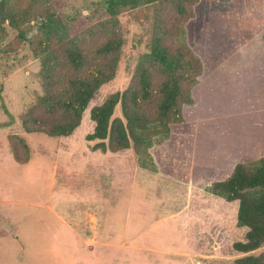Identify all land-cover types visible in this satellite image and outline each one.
<instances>
[{"label":"rangeland","instance_id":"374dc122","mask_svg":"<svg viewBox=\"0 0 264 264\" xmlns=\"http://www.w3.org/2000/svg\"><path fill=\"white\" fill-rule=\"evenodd\" d=\"M99 3L52 0L71 35L103 17ZM151 13L120 14L115 76L67 137L22 131L19 117L42 93L39 61L25 60V50L0 54V264H235L247 255L232 247L247 230L236 225L238 202L210 186L236 164L264 157V0H198L186 29L204 72L184 123L149 150L154 172L132 149L104 153L85 139L94 128L90 109L123 92L147 52ZM14 37L7 30L0 50ZM120 116L117 106L113 117ZM20 138L28 147L23 165L12 154L17 148L23 157Z\"/></svg>","mask_w":264,"mask_h":264},{"label":"trees","instance_id":"16d2710c","mask_svg":"<svg viewBox=\"0 0 264 264\" xmlns=\"http://www.w3.org/2000/svg\"><path fill=\"white\" fill-rule=\"evenodd\" d=\"M99 2L103 17L71 35L52 0H0V41L7 30L15 35L0 50L1 58H15L25 50L23 58L38 60L40 66L42 93L19 117L20 125L26 134L70 136L99 88L115 76L124 44L120 14L151 7L147 52L127 88L90 109L94 128L85 139L97 140L94 150L104 153L132 149L142 167L154 172L149 150L154 142L169 140L172 126L184 123L183 108L193 104L192 91L204 72L202 58L187 41L186 27L195 19L198 0ZM33 28L35 34L28 37ZM117 106L121 116L113 117ZM18 144L23 157L17 148L12 154L23 165L28 147L22 138ZM210 192L225 202H238L236 225L247 230L244 242L232 247L247 255L235 264H264V250L252 255L264 247V157L236 164L227 178L211 184Z\"/></svg>","mask_w":264,"mask_h":264},{"label":"crops","instance_id":"0c3cea01","mask_svg":"<svg viewBox=\"0 0 264 264\" xmlns=\"http://www.w3.org/2000/svg\"><path fill=\"white\" fill-rule=\"evenodd\" d=\"M99 226V225H98ZM98 230H103V228H101V229H98ZM98 230H95L96 232H93V233H96V234H94V235H97V233H98Z\"/></svg>","mask_w":264,"mask_h":264}]
</instances>
